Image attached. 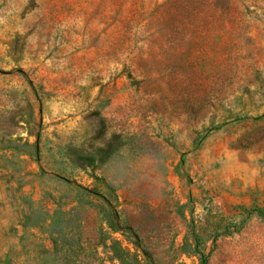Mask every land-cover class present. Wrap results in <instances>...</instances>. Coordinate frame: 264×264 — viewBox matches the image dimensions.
Returning <instances> with one entry per match:
<instances>
[{
	"label": "rangeland",
	"instance_id": "374dc122",
	"mask_svg": "<svg viewBox=\"0 0 264 264\" xmlns=\"http://www.w3.org/2000/svg\"><path fill=\"white\" fill-rule=\"evenodd\" d=\"M0 264H264V0H0Z\"/></svg>",
	"mask_w": 264,
	"mask_h": 264
}]
</instances>
